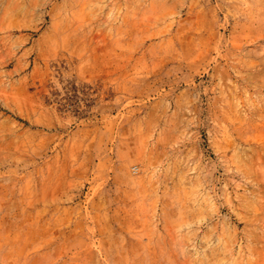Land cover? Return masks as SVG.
Here are the masks:
<instances>
[{"label": "rangeland", "instance_id": "1", "mask_svg": "<svg viewBox=\"0 0 264 264\" xmlns=\"http://www.w3.org/2000/svg\"><path fill=\"white\" fill-rule=\"evenodd\" d=\"M0 264H264V0H0Z\"/></svg>", "mask_w": 264, "mask_h": 264}]
</instances>
